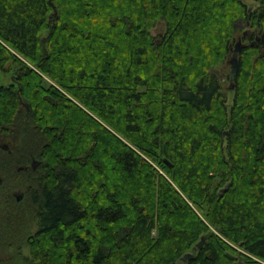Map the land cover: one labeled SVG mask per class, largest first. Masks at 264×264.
<instances>
[{
	"label": "trees",
	"instance_id": "1",
	"mask_svg": "<svg viewBox=\"0 0 264 264\" xmlns=\"http://www.w3.org/2000/svg\"><path fill=\"white\" fill-rule=\"evenodd\" d=\"M254 1L0 0V169L28 187L32 264H264L263 42L230 104L213 70L241 22L264 33Z\"/></svg>",
	"mask_w": 264,
	"mask_h": 264
},
{
	"label": "rangeland",
	"instance_id": "2",
	"mask_svg": "<svg viewBox=\"0 0 264 264\" xmlns=\"http://www.w3.org/2000/svg\"><path fill=\"white\" fill-rule=\"evenodd\" d=\"M245 2L251 8L258 6V2L254 0H245ZM239 26H241V29H238L236 32L235 40L231 45L232 47L238 38H240L243 43H248L251 39H255L256 36H258V38L262 37L263 33L250 27L246 23L241 22ZM165 28V21L159 20L156 25L150 29V32L159 37L160 34L165 32ZM243 32H247V35H243ZM230 58L231 57H229L227 61L219 63L213 69L221 79L223 86L226 88L228 104L231 103L233 96V90H231L232 83L230 80ZM5 67V69H0V86L8 85L13 82V76L16 74V70L12 67V65L10 66L7 64ZM5 141L7 140L0 139V142ZM33 160L40 164V159L36 156H32L29 162L25 164L26 168L24 166L22 169L25 168L24 171L33 169L31 167V162ZM1 172L3 173L0 169V264H32L31 252L27 239L37 230L38 227L37 219L32 213H30L29 206L25 201L28 187L26 184H23V182L19 183L7 180V175L2 174ZM10 218H17L21 221H25L26 223L28 222V226L25 227L24 224L23 227L14 229L12 225L9 226Z\"/></svg>",
	"mask_w": 264,
	"mask_h": 264
},
{
	"label": "water",
	"instance_id": "3",
	"mask_svg": "<svg viewBox=\"0 0 264 264\" xmlns=\"http://www.w3.org/2000/svg\"><path fill=\"white\" fill-rule=\"evenodd\" d=\"M248 12H250V10H248ZM262 37H264V33L262 34ZM262 37H261V38H262ZM263 42H264V40H263ZM242 45H243V42L241 41L240 38H238L237 41H236V43L234 44V46H233V47L230 46V47H231V50H232V52H233V55H232V57H231L230 60H229V62H230V64H231V71H230V76H231V77H233L234 74H235L236 71H237V67H238L237 54H238V52L240 51ZM231 87H232V86H231ZM1 147H2V149H5V150L8 149V146H7L6 144H2ZM164 161H165L167 164H169V165L171 164L167 159H164ZM38 164H39V163H38L37 161L33 160V161L31 162V167H32L33 169H35V168L38 166ZM19 168L21 169V168H23V167L21 166V167H19ZM0 183H1V178H0ZM203 243H204V238L202 237V239H201V240L195 245V249H197V248H201L202 245H203ZM189 254H190V253H186V254L182 257V261H184V260L189 256Z\"/></svg>",
	"mask_w": 264,
	"mask_h": 264
},
{
	"label": "flooded vegetation",
	"instance_id": "4",
	"mask_svg": "<svg viewBox=\"0 0 264 264\" xmlns=\"http://www.w3.org/2000/svg\"><path fill=\"white\" fill-rule=\"evenodd\" d=\"M238 28L241 29V26H238ZM243 35H247V32H243ZM255 39H256L257 41H260V40H261V41L263 42L264 37H262V38H258V36H256ZM263 44H264V42H263ZM25 168H26V166H25ZM19 169H20V168H19Z\"/></svg>",
	"mask_w": 264,
	"mask_h": 264
}]
</instances>
